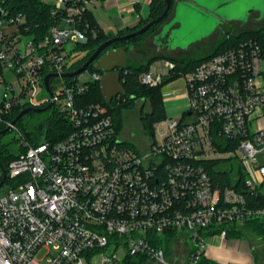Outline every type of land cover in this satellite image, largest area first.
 Wrapping results in <instances>:
<instances>
[{
    "label": "built area",
    "instance_id": "obj_1",
    "mask_svg": "<svg viewBox=\"0 0 264 264\" xmlns=\"http://www.w3.org/2000/svg\"><path fill=\"white\" fill-rule=\"evenodd\" d=\"M97 1L50 2L56 22L39 38L20 31L23 16L0 15V122L16 129L5 120L13 110L52 100L68 125L57 141H22L25 150L6 169L0 166L1 186L8 180L14 188L0 197V264H173L165 254L167 239L187 246L182 264H202L207 238L225 239V226L264 217V209H250L234 189L214 187L199 164L234 156L245 187L263 188L264 162L252 165L264 154L261 47L244 40L182 75L185 115L162 121L158 137L140 152L116 134L104 106L82 100L102 72L67 83L50 77L52 98L35 100L44 76L64 73L70 50L87 41L83 14ZM173 68L166 62L164 71L149 70L138 80L160 85ZM59 83L56 94L52 86Z\"/></svg>",
    "mask_w": 264,
    "mask_h": 264
},
{
    "label": "trees",
    "instance_id": "obj_2",
    "mask_svg": "<svg viewBox=\"0 0 264 264\" xmlns=\"http://www.w3.org/2000/svg\"><path fill=\"white\" fill-rule=\"evenodd\" d=\"M173 3L174 0H171L166 17L159 23L150 27L145 33L126 41L113 43L111 47H114L115 44L125 45V43L141 38L149 31L158 28V26L168 18L172 10ZM139 6L140 4L137 0V2L134 4V7L137 11L139 10ZM0 9L2 13H5L7 16H23L25 21L22 25H20V31L33 34L37 38L45 35L48 31V28L56 22L57 18L56 16L51 15L54 6L44 0H0ZM164 9V0H150L147 16L144 19H140L135 26L130 28L126 27L119 30L116 35H124L136 31L148 21L158 17ZM83 22L88 24L87 41L85 43L78 44L77 47L82 52L81 56L73 58L71 61H69V64L65 69L66 72H71L79 68L99 44L112 37L111 35L103 32L89 9L83 14ZM248 39H253L258 42L264 57V24H262L252 30H242L235 34H227L219 42L216 49L205 57L190 61L183 59L171 60V62L174 64V68L168 71L167 75L158 86L149 87L140 83L138 80V77L141 73L149 71V64L138 66H130L126 64V67L120 70V83L124 89L123 95H120L118 99L114 97L112 98L111 102L106 103L102 97L99 82H95L91 83L87 92L82 94V100L88 104L98 103L101 106H104L108 115H110L112 118L117 135L120 134L122 128L124 111L131 110L136 100L141 99L149 102L148 112H141L139 119L144 131L149 135L150 139H153L154 124L167 119L162 101V88L169 82L179 79L182 75L192 71L198 64L209 57L233 48L240 42ZM86 70H89L90 72H100L94 69L92 64H90ZM65 80L69 82L72 80V78H65ZM54 81V78L49 80L50 84ZM45 106H47V104H43L41 108ZM24 108H26V106H21L13 110L10 115L5 117V120L11 122ZM182 115H185V113ZM25 116H31L38 119L37 126L30 130L27 129L23 123V118ZM14 125L17 131L21 133V142L19 143L17 153L9 154L5 148V145L0 142V166L4 167L5 169L11 160L16 158L19 153L25 150L22 146V141L28 142L30 145H37L45 140L57 141L62 139L68 132L66 119L54 108L47 110L45 113L28 112L19 118ZM5 128V124L0 122V130ZM6 133L0 135V139ZM220 141L223 140L221 139ZM127 143L134 146L130 142ZM223 144L225 150L234 149V145L230 143ZM199 164L208 175L214 187H218L220 189L232 188L236 192L243 195L246 204L250 209H264V189L259 186L255 192H250L245 187L244 183L246 174L243 170V167L234 156L229 158L202 160L199 162ZM225 229L227 230L226 236L246 238V232L252 231L257 235H260L259 237L262 238L264 237V217L254 216L250 219L244 220L243 222H236L225 226ZM168 240L169 239H167L165 243V254L167 256H169L171 253L172 247V241ZM154 243L157 245L159 244V242L156 241H154ZM127 262L128 264H150L144 261V259H129ZM211 263L213 262L206 258L202 259V264ZM213 264L216 263L214 262Z\"/></svg>",
    "mask_w": 264,
    "mask_h": 264
},
{
    "label": "rangeland",
    "instance_id": "obj_3",
    "mask_svg": "<svg viewBox=\"0 0 264 264\" xmlns=\"http://www.w3.org/2000/svg\"><path fill=\"white\" fill-rule=\"evenodd\" d=\"M44 1L53 3L56 0ZM138 1L140 2V0ZM90 9L104 33L112 37L119 36L116 34L121 30L119 28L120 21H114L110 17L111 15L104 12L102 8L90 5ZM147 13L148 6L145 14H141L138 11L136 23L127 27L135 26L140 19H144L147 16ZM262 24H264V0H174L168 18L158 28L149 31L141 38L125 43L127 50L130 46L132 47L130 51H127V64L130 66L149 64V70L164 71L166 62L179 59L190 61L205 57L216 49L219 42L227 34H235L242 30H252ZM161 28L162 31L158 34ZM118 45L115 44L114 46ZM77 46L78 44H75L74 48L71 49L70 44L65 45L67 50L71 49L68 57L69 61L81 56L82 52ZM89 72V70H85L77 77L86 78L89 76ZM7 80L11 83L14 82L13 77H9ZM64 83H67L65 79ZM61 87L62 85L59 83L56 87L52 86V89L54 93L58 94ZM174 89L185 96L183 82L179 78L169 82L162 88V99L166 95L170 96ZM46 97L47 94L42 91L35 96V100L38 101ZM148 110L149 102L140 99L135 101L131 110L123 113L119 137L123 141L133 144L140 152H146L152 141L144 131L139 119L140 113H147ZM23 123L30 130L37 126L38 119L25 116ZM153 127L154 137L157 138L164 128V123L157 122ZM20 138L21 133L17 129H12L1 137L0 142L5 145L9 154H14L18 151V146L21 142ZM263 162L264 154H257L252 165L253 167H258ZM12 189H14L13 185L7 180L0 187V197ZM259 236L249 231L246 232V238L226 236L225 241L232 244L237 243L246 252L248 251L250 264H264V237L261 238ZM212 240L207 238L206 244L210 245L213 242ZM171 249L167 259L172 261L173 264H182L187 254V246L176 240L173 242ZM41 255L39 256L41 257ZM215 263L222 264L219 262Z\"/></svg>",
    "mask_w": 264,
    "mask_h": 264
},
{
    "label": "water",
    "instance_id": "obj_4",
    "mask_svg": "<svg viewBox=\"0 0 264 264\" xmlns=\"http://www.w3.org/2000/svg\"><path fill=\"white\" fill-rule=\"evenodd\" d=\"M171 0H164L165 9L163 12L156 18L148 21L146 24L138 28L136 31L130 32L128 34L114 36L101 44H99L96 49L92 52V54L87 58V60L76 70L71 72H64L61 74H47L44 76V92L49 95L50 99L52 98V92L50 90L49 86V78L50 77H63V78H71L74 76L79 75L83 71L86 70V68L92 64L93 68L102 72L101 79L99 81V87L102 94V97L104 98V101L106 103L111 102L112 98H114L117 95H123L124 89L120 83V70L126 67L127 64V52L126 48L124 46H120L114 49H109L106 52H104L102 55H100L107 47L112 45L113 43L119 42V41H126L129 40L135 36L141 35L145 33L150 27L153 25L159 23L161 20H163L169 10ZM2 14V11L0 9V15ZM132 47L130 46L128 48V51H130ZM53 106L52 100L47 104V106L43 108H32L27 107L22 109L17 116L11 121V124H15V122L21 118L23 115H25L28 112H34V113H40L42 111L50 110ZM10 131V126H7L5 129L0 130V135ZM2 168V166H1ZM3 170V168H2ZM5 178V173L3 172L2 180L0 182V186Z\"/></svg>",
    "mask_w": 264,
    "mask_h": 264
},
{
    "label": "crops",
    "instance_id": "obj_5",
    "mask_svg": "<svg viewBox=\"0 0 264 264\" xmlns=\"http://www.w3.org/2000/svg\"><path fill=\"white\" fill-rule=\"evenodd\" d=\"M149 1L150 0H140V6L138 10L139 13L145 14ZM91 6L102 8L104 12L111 15L110 17L114 21H120V29L130 25H134L138 20V11L135 10L131 5V0H100L92 4ZM89 11L92 13L90 6ZM95 20L101 27L96 18ZM162 101L166 118H179L187 109L186 96L178 93L176 89L172 90V94L170 96L166 95V97H164ZM255 178L258 181L257 176H255ZM225 240L226 239L216 237L213 238V242L210 245L206 246V258L208 260L219 262L222 264H250V259L247 253L248 251L246 252V250L241 245L239 246V244L237 243L232 244L228 243Z\"/></svg>",
    "mask_w": 264,
    "mask_h": 264
},
{
    "label": "flooded vegetation",
    "instance_id": "obj_6",
    "mask_svg": "<svg viewBox=\"0 0 264 264\" xmlns=\"http://www.w3.org/2000/svg\"><path fill=\"white\" fill-rule=\"evenodd\" d=\"M160 31H162V30H160ZM160 31L158 32V34H160ZM120 46H124V47H126L125 45H118V46H114V47H107L100 55H102L104 52H106L107 50H109V49H114V48H117V47H120ZM128 50L126 49V52H127ZM43 108V107H42ZM47 111V110H46ZM46 111H42V112H40V113H45Z\"/></svg>",
    "mask_w": 264,
    "mask_h": 264
}]
</instances>
